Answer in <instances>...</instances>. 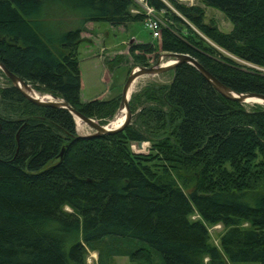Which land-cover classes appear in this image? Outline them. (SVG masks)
I'll list each match as a JSON object with an SVG mask.
<instances>
[{"label": "trees", "instance_id": "16d2710c", "mask_svg": "<svg viewBox=\"0 0 264 264\" xmlns=\"http://www.w3.org/2000/svg\"><path fill=\"white\" fill-rule=\"evenodd\" d=\"M165 1L146 0L160 13L159 38L142 28L150 41L129 46L133 66L185 54L230 90L264 96V0ZM204 7L231 29L205 23ZM136 9L132 0H0V63L102 125L119 97L80 101V33L86 23L141 25ZM56 13L75 16L73 28L50 27ZM169 71L167 84L130 96L129 125L93 138L77 137L65 110L0 87V264H84L99 246L144 264H264V109L223 98L190 65ZM132 142L149 143L148 153L131 152ZM215 224L219 247L207 231Z\"/></svg>", "mask_w": 264, "mask_h": 264}, {"label": "rangeland", "instance_id": "374dc122", "mask_svg": "<svg viewBox=\"0 0 264 264\" xmlns=\"http://www.w3.org/2000/svg\"><path fill=\"white\" fill-rule=\"evenodd\" d=\"M163 3L170 7L165 0H161ZM179 3H184L186 5H199L197 0H176ZM138 10V9H136ZM139 11V10H138ZM204 11V22H212L221 32H228L231 29L230 23L216 10L211 8H203ZM156 14V13H155ZM160 14V13H159ZM159 14H156V17H159ZM47 21L50 23L53 28L56 24L60 25L62 30L72 29L73 24L76 23L75 16L67 13H56L55 15L50 14L46 16ZM133 27L135 29H133ZM128 28H112L106 23L96 22V23H86L84 25V30L80 33V44L78 46V70H79V99L80 101H90L96 96L100 100H108L109 98L119 97L124 80L127 74L134 68L143 67V66H133L132 61L129 58L127 50L129 46L137 44V40L141 42H149L150 38L143 29V20L141 25H135ZM143 28V29H142ZM135 30V31H134ZM132 31V32H131ZM134 31V33H133ZM135 34V36H132ZM133 38L135 40H133ZM137 39V40H136ZM152 40V39H151ZM154 40V39H153ZM158 40V39H157ZM156 41V40H155ZM150 55L147 57V66H152L155 63V58L157 54ZM225 56L227 54L223 53ZM230 57V56H228ZM231 58V57H230ZM237 63L241 64L239 61L233 59ZM170 59H162L160 64H165L170 62ZM111 62V63H110ZM109 64V65H108ZM264 73V71H263ZM171 77V72L166 71L159 75H144L137 78L134 82V86L130 96L138 93L141 89L148 86L149 84H167ZM7 79L0 72V87H3L7 83ZM10 84V83H9ZM29 88L34 91L30 86ZM38 95H42L41 92H36ZM107 93V94H106ZM130 99V97H129ZM119 101V98H118ZM245 109H250L254 106L264 109L262 104H241ZM128 106V103H127ZM117 107L112 115V117L106 120L101 126L109 125L111 121L114 120L117 116ZM134 109L129 111V119L127 125H129L134 120V115L137 111ZM93 120V119H92ZM96 121V120H94ZM97 122V121H96ZM98 123V122H97ZM81 124V129L77 132V126L75 123V132L78 135H89L93 133V130ZM126 125V126H127ZM135 143L133 146L130 145V150L136 154H146L148 153L149 143L143 142L140 143V147ZM191 219H196V216L193 215ZM224 228L220 224H215L208 226L207 231L209 235V242L215 247L218 246L219 237L223 233ZM99 249L96 250H85L84 264H99V259H107V264H144L141 261L130 259L129 255L118 253L113 255H107V250L105 247L99 246ZM125 246L118 248L123 250L117 251H126ZM97 251L99 253H97ZM220 251V250H219ZM223 264H229L225 258L222 256ZM207 258L203 259V264H207Z\"/></svg>", "mask_w": 264, "mask_h": 264}, {"label": "water", "instance_id": "95a60500", "mask_svg": "<svg viewBox=\"0 0 264 264\" xmlns=\"http://www.w3.org/2000/svg\"><path fill=\"white\" fill-rule=\"evenodd\" d=\"M162 59H170V62L165 64H160ZM180 64H187L193 67L203 78L204 80L210 84V86L219 93L223 98L237 102L239 104H246V99H255L259 100L262 105H264V96L255 94V93H236L229 88L222 85L218 82L215 78H213L207 71H205L192 57L185 55V54H176V53H167V52H160L157 54L155 58V63L149 67H137L132 69L126 76L118 101L117 107V114L122 109L124 110L123 120L119 126L115 128L109 127V125L101 126L96 121L86 118L72 108H70L64 100L51 96L50 94H46L44 96H31L25 91L28 90L29 85L26 84L24 81L10 73L1 63H0V72L3 76L7 79L10 83L11 87L14 88L18 93L30 103L40 106V107H47V108H57L65 110L71 117L74 123V119H77L80 123L85 124L89 128L93 130L92 134L89 135H78L77 137L80 138H93L99 137L103 135H110L116 132L121 131L128 123L129 119V111H128V100L130 97L129 88L132 83L139 77L144 75H159L169 70H173ZM26 88V90L24 89ZM135 143H131L130 145L133 146ZM140 147V143L137 144Z\"/></svg>", "mask_w": 264, "mask_h": 264}, {"label": "built area", "instance_id": "2783aa9c", "mask_svg": "<svg viewBox=\"0 0 264 264\" xmlns=\"http://www.w3.org/2000/svg\"><path fill=\"white\" fill-rule=\"evenodd\" d=\"M139 8L138 10H130L131 13L141 12L143 14V26L148 32L150 38L157 40L159 38L160 21L156 17L155 11L146 5V0H132Z\"/></svg>", "mask_w": 264, "mask_h": 264}, {"label": "bare ground", "instance_id": "6f19581e", "mask_svg": "<svg viewBox=\"0 0 264 264\" xmlns=\"http://www.w3.org/2000/svg\"><path fill=\"white\" fill-rule=\"evenodd\" d=\"M134 84H135V82H133L132 85L130 86V88L128 90L129 93L132 92V89H133ZM24 89L26 90V88H24ZM25 92L28 93L31 96H33V95L34 96H44V95H46V94L38 95L34 91H32L29 87H28V90L25 91ZM245 101H246L245 103H247V104H253V103L254 104H261V102L259 100H255V99H246ZM123 116H124V110L122 109L121 111H119V113L117 114L116 118H114V120L110 122L109 127L115 128V127L119 126L120 123L123 120ZM74 123H76L77 132H79L80 129H81L80 122L77 119H74Z\"/></svg>", "mask_w": 264, "mask_h": 264}, {"label": "crops", "instance_id": "0c3cea01", "mask_svg": "<svg viewBox=\"0 0 264 264\" xmlns=\"http://www.w3.org/2000/svg\"><path fill=\"white\" fill-rule=\"evenodd\" d=\"M132 32V31H131ZM134 36H135V34H133ZM133 40H135L134 38H133ZM137 40V39H136ZM136 42H141L140 40H137ZM80 82V81H79ZM107 94V93H106ZM112 98V97H111ZM95 99H97V100H100V98H98V96H96L95 98H93L92 100H95ZM110 99V98H109ZM82 102H84V101H82ZM86 102V101H85Z\"/></svg>", "mask_w": 264, "mask_h": 264}]
</instances>
